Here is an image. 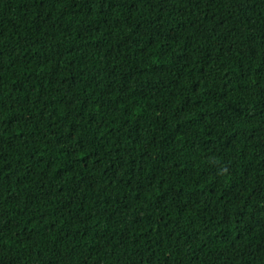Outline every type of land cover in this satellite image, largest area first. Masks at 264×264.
I'll use <instances>...</instances> for the list:
<instances>
[{"label":"trees","instance_id":"trees-1","mask_svg":"<svg viewBox=\"0 0 264 264\" xmlns=\"http://www.w3.org/2000/svg\"><path fill=\"white\" fill-rule=\"evenodd\" d=\"M0 264H264V0H0Z\"/></svg>","mask_w":264,"mask_h":264}]
</instances>
